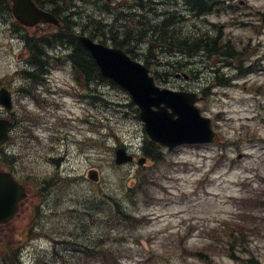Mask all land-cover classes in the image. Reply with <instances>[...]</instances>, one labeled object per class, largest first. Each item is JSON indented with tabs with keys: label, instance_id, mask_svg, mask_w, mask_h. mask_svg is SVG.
Returning <instances> with one entry per match:
<instances>
[{
	"label": "rangeland",
	"instance_id": "374dc122",
	"mask_svg": "<svg viewBox=\"0 0 264 264\" xmlns=\"http://www.w3.org/2000/svg\"><path fill=\"white\" fill-rule=\"evenodd\" d=\"M243 1L235 13L230 10L220 16H210L219 25H225L222 28L225 39L233 42L230 51L237 54L233 62L238 65L244 58L240 66H252V71L231 82L229 79L221 85L210 86L217 76L219 82L232 76L234 68L226 65L227 62L215 64L214 59L203 53L172 55L156 46L150 56L145 42L137 44L134 40L137 47L128 45L133 47L134 58L148 61L149 68L157 74V84L195 91L204 97L197 105L204 115L212 118L217 135V141L208 144L161 147L164 160L147 161V170L135 162L125 165L113 162L114 150L121 144L135 158L144 155L141 146L146 139L143 123L130 106L129 95L116 84L88 85L84 94L91 95L94 91L96 98L79 99L80 94L71 93L75 88L71 66L51 64L47 75L33 90L37 101L24 98L20 71L29 62L30 51L25 39L20 37L22 29L0 12V87L13 93L11 114L16 124L12 131L14 137L4 150L10 155V151H19L17 145H21L18 155L21 158L16 165L28 172V180L33 181L29 184L32 194L24 200L17 215L7 225L0 226V251L24 250L22 259L28 264H62L55 252L66 260L73 252L65 250L63 244L53 248L51 238L43 230H30L36 223L35 218L41 219L36 220L41 221L45 231L58 233L60 222L66 225L74 218L60 219L59 212L74 209L86 213L85 201L91 202L96 197L94 193L100 191L123 200L127 192L125 182L131 184L134 177L139 179L147 172L148 179L157 185L151 184L147 194L135 198L128 207L144 220L133 234L126 235L131 244L126 246L130 258H124L122 264H147L142 260L150 254V264H163V258L158 256L165 251L173 264H202L193 254L182 257L180 252L169 254L166 248L181 241H187L190 247L217 243L222 230L226 232L232 227L229 222L237 218L242 225L239 231H245L244 224L251 228L247 238L245 233L239 234L238 239L242 240L238 242L241 248L237 255L264 264V17L258 14L264 13V0ZM83 8L85 13L94 11L89 3ZM183 14L186 16L187 12ZM183 23L185 32L192 33L198 21L188 18ZM49 27L37 25L25 30L24 35L43 34ZM166 65H186L180 72L188 73L189 79L176 78L173 73L162 74L168 68ZM76 89L79 91V87ZM5 113L0 105V117H5ZM0 167H4L1 157ZM89 168L98 171L97 185L85 178ZM56 172L62 177L70 176L72 181L63 182L54 191V181L42 180ZM20 176L25 175L20 173ZM40 184L46 191L50 189L45 192L46 198L35 195ZM248 192L252 201L248 206L255 207L245 221L247 203L241 209L238 198L235 201L233 198ZM36 205L43 208L42 216L33 215ZM239 211L242 213L238 214ZM99 229L93 227L91 234ZM76 257L75 254L72 261ZM214 258L218 264H238L237 260L215 252ZM97 261L94 259L93 264H98ZM0 264L5 262L0 259Z\"/></svg>",
	"mask_w": 264,
	"mask_h": 264
},
{
	"label": "trees",
	"instance_id": "16d2710c",
	"mask_svg": "<svg viewBox=\"0 0 264 264\" xmlns=\"http://www.w3.org/2000/svg\"><path fill=\"white\" fill-rule=\"evenodd\" d=\"M189 4L191 5L193 12L196 13L197 10L195 2H191ZM174 19L175 17L171 16L165 18L162 21V28H166L165 31H162L161 29L153 30V32L151 33L152 35L149 38V40H152V44L150 45V47L154 46L155 43H158L161 44V46L166 47L164 49L167 51H170V49L173 48H178L186 55L194 54L196 49L194 46V42L196 41V38H194L195 36L190 37L189 33H186V38H181L179 42V30L176 27V21ZM64 23L67 27L66 29H64V32H70L69 36L67 37L69 38V44H72V46L70 52L63 57H65L66 61L70 62L73 66L74 72L76 73V79L82 80V83L87 85H92L95 82H110V80L106 79L100 74L98 67L96 66L94 60L89 55L87 50L73 38V24H71L69 21H65ZM81 29L92 38H98L100 37V34H103L101 31L100 21L96 18L89 19L82 25ZM59 33H62V31L60 30ZM57 35L59 36V34ZM135 38H144V34L138 32ZM113 40L116 41L115 38H113ZM46 41L48 40L43 39V42L46 43ZM115 44L119 45V43ZM149 50L150 52H148L152 53L151 48ZM31 58L32 65H37L40 68V73L42 74L46 68V64L48 62L51 63L52 61V63H54V61L59 57H57L55 60L54 58L53 60H50L52 59V57L49 56L46 51H42L40 48H38L36 52L32 53ZM167 66L168 68L166 70L177 71V69H183L186 65ZM238 69V75H241L250 71L251 66L243 69L240 65H238ZM91 93H93V91ZM130 106L133 108V111L137 115V108H135L131 102ZM158 148L159 146L156 143L147 138L145 139L143 150L145 154L149 156V158L156 162L162 161L161 153L158 151ZM148 178L150 179L149 173L145 172L144 175H141L139 177V179L137 178L134 186H125L127 192H125V199L123 200L116 198L112 194L100 191L98 193H94L96 197L92 199L91 202L88 200L85 201V206H87L86 213H81L80 211L74 209H67L59 212L58 215L60 219H63V216H65V218H67L68 216H74V218H72L71 223L68 222V224L66 225H63L66 222H60L58 229H55L58 233L54 231H51L52 233H50V231H45V226H43L40 221L38 222V220H35L38 223L37 227H35L36 225H34L32 229L43 230L42 232L46 234L45 236L51 238L50 242L52 243L53 248L56 244H63L65 245V250L68 249L67 251L73 252V256L75 254L78 255V257H76L72 261L71 258H73V256L69 258L70 260H66L65 256L62 257L54 251L56 258H59L62 264H93L94 259L96 258L98 260V264H122L124 258H130V253L128 251L129 247L126 246H129L131 244H129V239L128 237H126V235L133 234L135 232V229L139 227L140 222H143L144 220V217L140 218L136 213L131 212L128 207L129 205L133 204L135 198H141L143 195L147 194L148 187L151 184H156ZM69 181L70 180H68V182ZM63 182H67V180L57 179L54 191L58 190ZM236 199L237 198H235V200ZM238 200L241 209H244V204L247 203L248 206V203H252V201H250L251 199L249 192L247 195L238 197ZM248 207L249 208H247L244 216L245 221L246 218L251 215L250 211L255 207V205ZM36 211L39 213H43V210L40 208H37ZM241 213L242 211H239L238 214ZM58 215H56L55 218H58ZM237 220L238 218L232 222H229L232 227L227 228L226 232H224L225 229L222 230V232L219 234L221 235V238L219 237L218 241H216L217 243H215L214 241L211 244L205 243L199 246L197 245L198 247H200L198 248L197 246L190 247L185 243V241H181L180 243L175 242V244L170 249L166 248V250L169 254H173L171 251L180 252L179 255H181L182 257L188 253H190L191 255L193 254L194 258L199 260L202 264H218L214 258V252L217 255H226L231 260H237L238 264L241 262L242 264H258L256 260H244L243 258H240L236 253L237 250L241 248L238 243L240 240H242L238 239L239 234L245 233V238H247L249 234L248 231L251 230L250 227L244 224L245 231H239L242 225H240ZM221 226L222 228H224L225 225L223 224ZM93 227H100L99 232L95 233L94 235L91 234ZM158 257L163 258V264H173L169 261L168 255H166V251L165 254H159ZM0 258L5 262V264H13L19 260L18 250H2L0 251ZM150 260L151 254L148 258H145L142 261H144V263L150 264Z\"/></svg>",
	"mask_w": 264,
	"mask_h": 264
},
{
	"label": "water",
	"instance_id": "95a60500",
	"mask_svg": "<svg viewBox=\"0 0 264 264\" xmlns=\"http://www.w3.org/2000/svg\"><path fill=\"white\" fill-rule=\"evenodd\" d=\"M14 12L21 22L33 24L37 21L55 19L43 11L36 10L30 0H13ZM29 9V19L21 10ZM80 41L95 59L101 73L124 89L139 109V117L149 137L161 145L172 148L185 143H202L214 140L211 120L200 114L195 102L199 99L193 92L161 88L154 84L148 68L131 59L122 49L96 43L86 36ZM0 102L10 108V95L5 89L0 90ZM7 121L0 120V142L6 136ZM132 159L123 147L116 149L115 162L120 164ZM145 158L138 162L142 164ZM97 171L90 169L87 177L98 181ZM25 189L13 179L10 173L0 171V223L7 222L18 210V203L25 197Z\"/></svg>",
	"mask_w": 264,
	"mask_h": 264
},
{
	"label": "flooded vegetation",
	"instance_id": "af4514ba",
	"mask_svg": "<svg viewBox=\"0 0 264 264\" xmlns=\"http://www.w3.org/2000/svg\"><path fill=\"white\" fill-rule=\"evenodd\" d=\"M234 1L235 0H97L98 7L96 5L95 6L98 8V12L101 13L104 18H113L117 20L124 19L135 22L133 21L134 17H136L138 14L141 17L151 16L153 19H163L167 17V8H169L170 3L181 4V2H195L199 11H201L202 6L206 5L207 7L203 8V11L200 12L196 18L198 23L195 25V45L198 46L200 50L205 48L213 50L217 46L215 44L217 43L216 41L218 39H212L210 36L221 38L220 32L224 25L220 24V28L217 29L215 20L210 16H217L220 12H227L229 10L225 7L222 9L217 8V3L221 2L223 3L222 5H229L231 7L232 5H237L234 3ZM238 3L242 4L243 0H238ZM71 5L68 4L67 7L64 5L54 7L51 6L50 8L51 10L53 9L52 12H64V10H69L68 14L65 12V16L67 15L68 17L84 16L82 10L84 4L80 3V5H75L73 3ZM17 178L21 183L23 182L24 184H28V181L25 182L23 177Z\"/></svg>",
	"mask_w": 264,
	"mask_h": 264
}]
</instances>
